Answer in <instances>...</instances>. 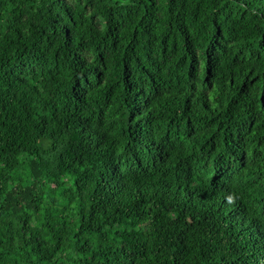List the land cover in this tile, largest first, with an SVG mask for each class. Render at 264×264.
<instances>
[{"label":"trees","instance_id":"obj_1","mask_svg":"<svg viewBox=\"0 0 264 264\" xmlns=\"http://www.w3.org/2000/svg\"><path fill=\"white\" fill-rule=\"evenodd\" d=\"M0 264H264V0H0Z\"/></svg>","mask_w":264,"mask_h":264}]
</instances>
